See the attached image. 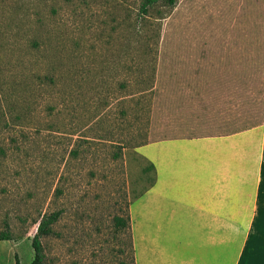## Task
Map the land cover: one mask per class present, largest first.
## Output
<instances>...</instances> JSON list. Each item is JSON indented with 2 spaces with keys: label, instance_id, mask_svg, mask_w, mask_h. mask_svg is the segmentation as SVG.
<instances>
[{
  "label": "rangeland",
  "instance_id": "1",
  "mask_svg": "<svg viewBox=\"0 0 264 264\" xmlns=\"http://www.w3.org/2000/svg\"><path fill=\"white\" fill-rule=\"evenodd\" d=\"M141 1L0 0V264H30L55 212L43 264H135L139 199L194 158L178 143L264 128V0Z\"/></svg>",
  "mask_w": 264,
  "mask_h": 264
},
{
  "label": "crops",
  "instance_id": "2",
  "mask_svg": "<svg viewBox=\"0 0 264 264\" xmlns=\"http://www.w3.org/2000/svg\"><path fill=\"white\" fill-rule=\"evenodd\" d=\"M188 143L177 147L194 158L171 162V180L139 199L135 264H176L168 232L202 250L195 264H264V128ZM169 214L174 227L159 219Z\"/></svg>",
  "mask_w": 264,
  "mask_h": 264
},
{
  "label": "trees",
  "instance_id": "3",
  "mask_svg": "<svg viewBox=\"0 0 264 264\" xmlns=\"http://www.w3.org/2000/svg\"><path fill=\"white\" fill-rule=\"evenodd\" d=\"M160 0H142L140 4V12L142 14L146 13L150 7L155 5ZM167 5L172 6L175 0H164ZM74 154V153H73ZM59 213L55 212L50 215L44 216L38 224L37 233L33 237L31 242V248L33 250V260L30 264H43L44 255L43 248L41 244V239L45 236H49L53 234L52 225L58 220ZM115 225L117 227H122L124 225V221L122 218H115ZM9 240V235L6 232L0 233V241ZM15 264H19L16 260Z\"/></svg>",
  "mask_w": 264,
  "mask_h": 264
}]
</instances>
